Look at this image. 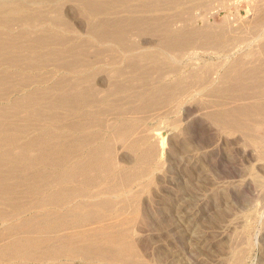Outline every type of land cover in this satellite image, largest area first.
<instances>
[{
  "label": "rangeland",
  "instance_id": "rangeland-1",
  "mask_svg": "<svg viewBox=\"0 0 264 264\" xmlns=\"http://www.w3.org/2000/svg\"><path fill=\"white\" fill-rule=\"evenodd\" d=\"M61 1H63V3ZM61 1L58 2V4L60 3L59 4L60 6L58 5L56 6L55 4H49V5L47 4L49 9L51 10H49L48 7H47L48 10L45 8L46 4H44L45 6L39 5V7L41 8H39L38 5L34 6L36 8H33L32 6L33 11L32 9L30 10V12H32L33 15L38 12V14L36 15L40 17L42 20V17L47 18L45 17L46 15L50 17L56 16V14L53 15L55 13L53 9H55V11L59 12L57 14H60L61 16L60 17L61 19H58V21L52 20V19L50 20L49 19L50 17L47 18L46 20L43 19V21L40 20L41 23H39L38 26L37 25L34 26L35 29L33 26L30 27L27 25L25 26L20 25L22 23L18 24L16 21H11V23L8 22L7 24H5L7 25V27L0 24L1 25L0 27L1 36L0 37L1 39H3L1 41H3L2 42L3 45L6 46L5 51L0 50V53L2 52V55L4 54L3 56L0 55V60H1L0 61V73L1 72L3 73V75L1 73L0 76L2 75L3 77L5 76L4 78H7V79H3L0 81V107H3V108L4 106L9 107V104L11 105L13 100L16 101V99L18 100V98L19 99L23 98L32 89L44 88L45 86L47 87V85H51L61 75L63 74L67 75L66 72H64L65 70H63L62 68L61 69L59 68L57 61L54 62L55 64L54 66L52 65L53 61L56 60V59L53 60L52 57L56 55V51L61 49L60 52H62L63 50H67L68 47H71L70 45L72 43H74L75 46L76 44L80 45L79 44L80 42L84 43L86 41L84 39L90 38L87 35L88 34L87 33L88 27L86 25L87 20H85V17H82L83 16L82 13H81L82 15L80 14L81 10L78 7H76L77 5L74 6L75 3L71 4L72 3L71 0L70 1L61 0ZM185 1L181 2L184 4V5L181 4V7L180 5L179 7L176 5H173V7L176 6L178 8L174 7L175 9L172 10L171 8L173 7H171L170 8L171 12H170V9L168 10L166 9L167 10L166 11L162 8L158 12H154V13L147 12L145 13L146 15L145 14L143 15L146 16L145 18H147V16L148 17L152 16L150 19L147 18L148 20H151L153 17H156L155 16L156 13H157V16H165L166 14L169 16L172 12L174 13V15H177L176 12L178 13L179 9L180 11L181 9L183 10V8L184 10H186V7L188 4L194 5L193 6L194 8L191 7L190 5V8H188V10H190L191 12L190 17L194 15V19H193L194 21H195L196 16L199 15L198 17L200 18L196 19L197 20L196 22L194 23L192 22V24H190L191 20H189L188 18L187 20L190 22H187V23L190 26H188V24L184 22L185 24L181 23L182 24L181 25L180 23H176L175 25L174 24L170 25L172 27L170 26L169 27L170 28L174 27V29H178V27L180 29H184L185 27H187L186 30H190L194 27L195 29L199 30L198 32H201L202 30L204 31L207 29L205 31L206 36L208 35V33L209 34L212 33L211 30L213 31V33L210 34L211 36L208 35L209 37L207 36L203 38V41L205 39V43H202V41L198 42L199 47L201 48H197L196 49L197 51L195 50L196 55L187 53L185 54V56L181 57L182 59L181 58L179 59L180 60L179 63L176 62L175 59L171 57L173 56L171 53H169L168 55L167 54L159 55L158 57H155L156 58L155 61H154L155 58H152L153 60H150L148 63H145L146 62L145 61L143 62V64H141L139 69H133L134 71L132 69L131 70L127 69L128 71L126 70V72H129V73L123 72L124 73V75L122 76L123 78L121 76L120 77L117 76V78L115 79V78H112V76H114V74L112 73L113 72L112 67H115V65L118 66L117 62H119L121 63L119 65L120 69H122L125 67L122 65L123 64L126 65L127 64L126 62L128 61V60L126 61V59L124 60L126 64L124 63V61H122L124 58L123 56H121L122 53H121L120 48L119 49L117 48L119 46H117V44H115L116 46L111 44L112 46L104 48L102 47L103 45L101 43L95 42L94 40L92 41V39H87V41L91 40L88 42L89 45L85 44L87 42H85L82 45L83 46L82 50L87 49V48L89 49V50L87 49L88 54L85 53L87 50H84L85 51L84 57H87L86 59H89V61L83 57L84 64H86L87 66L89 64V67L86 66L87 67L86 71L89 69L87 71V73L89 74L90 72H92L93 74V71L94 70L96 71V69L98 71V72L96 71L97 74L94 72L93 79H95V81L93 80L92 84L96 85L98 88L101 87V89L104 90L106 89L105 87L108 88L109 87L108 85H110L111 83L113 82L118 83L119 79H124L125 81L123 80V82L126 83V85L128 83L127 86H129V91L127 93L125 92L122 93V95L124 94L123 96L126 98V96L129 93V96L128 98L124 99L123 97L119 95L118 96L119 101L117 100L115 102L113 100H116L117 97H113L114 98L113 100L112 98L108 99L109 102L112 101L110 102L112 106L111 108H113V103L115 107L112 110H110L111 108L109 110L107 109L104 110L102 108L103 109L102 111H104L106 114L105 113L99 114L97 117L94 118V120L92 119L93 121L90 118L88 120L86 117V121L92 124L91 125L87 123V125L92 126V127L91 128L88 127V129H85L84 131L77 130L76 132L74 131V129L72 131V130H69V128H65L67 126L69 127L70 125L76 124V121L78 119L72 118L73 117L72 115L69 116V118L67 117L69 120L65 118L66 120H61L59 122L52 123L54 126L64 128L62 131L58 130L60 133L62 132L61 134L64 133L62 135L63 138L66 137V139L73 140V141H74V138L76 139L77 138L78 139L87 138L88 139V137L85 136L87 134V135H90L89 138L92 141L96 140L92 142L93 145H90V144H89L90 146L85 145V148H84L85 150L83 149V146L80 147V151H78L79 148L78 150H74L77 153L73 151L74 155L71 156L72 161L76 160V158L83 159L85 155L88 153V150L90 151V149L95 147L97 144L101 145L103 143L105 144L106 142H109L111 146V152H112V155L109 156V158L112 160L113 163L111 165L114 168L113 171L110 172L111 174L109 173L107 176H105L106 178L104 177V180L102 178L103 181L98 180L100 184H98L95 181L96 186L94 185V182H93V184H91L92 186L94 185L93 187L90 184H78L75 182L69 183L70 186L67 184L68 187L67 186L65 187L78 188V189L83 187L81 191L83 190V192L85 191V193L86 191H89L88 193L90 195L86 193L87 195H89L88 198H86L85 196H84L85 198L84 197H78V199L76 198L75 201L78 200L79 202H81V200L83 202H87L92 199L96 200V199L104 198V197L105 198L107 197L108 199L109 197L108 200L111 201V204H109L110 207L108 206L109 208L107 207L108 208L107 210H110L111 214L109 213V211L103 212L102 214H106V215H109L110 217H113V218H108V220L109 219L111 220L107 222L122 221V220L127 221L126 222L127 225L121 231L125 232L124 235H126V237L129 239V241L132 244L133 254L135 256L134 261L130 263H125V262H120L117 260H108V259L107 260H103V259L87 260V259H81L77 255L75 257H59L55 261L48 260V261L34 262L31 260L30 261L28 260V261H25L27 264H264V154H263L264 147L262 148V146L264 145V127H262L263 129L260 128L261 131L259 129L257 130L254 129L255 127H257L256 124L258 125L261 123L264 126V121L262 120V118L264 119V115L262 114L263 117L262 115H259L258 113L251 114V116L247 115V117L249 116L248 120L246 119L247 117L244 116L243 119H245L246 121L244 122V120L241 119V124L239 123L237 125L235 124L236 122H233V121H228L227 123L224 122L222 117H219L220 115L216 113L222 110L221 109L222 107L227 106L232 98L231 97L229 100L230 93H228V97H227V93H223L220 90L221 88H219L221 87V85H225L223 82V79H224L223 75H225L226 71H228L229 68L233 65L232 63L236 62L237 60V61H240L241 64L243 63L245 64V65L243 64L242 67H246V68L247 66L256 67V68L261 67L263 70L261 71L259 70V73L261 74L262 77H264V73H263L264 72V45H263L264 43L262 44V42H264V25L258 24V20L264 14V0H259L258 1L259 3L257 2V0H198V1L197 0H187L188 2H185ZM209 1L211 2L209 3ZM163 2L166 3L167 0L166 2L165 0L161 2L163 5L160 3V5H162V7L165 8L166 4H164ZM184 2L187 4H185ZM205 2L208 4L205 5ZM199 3H201L203 6L200 5V8L196 7L197 8L196 11L198 9L200 10L197 11L199 12V14L195 15L197 13L196 11H195L196 13L194 12L195 5ZM52 5L56 7H51ZM44 8L46 10L42 12ZM191 8H192V11H191ZM208 11H209V14H208ZM162 12H166V13L164 14ZM159 13H162V14L159 15ZM173 13L171 14V16L173 15ZM122 14L125 15L126 12L123 11L119 15L121 16ZM204 14L206 15L204 16ZM123 15L121 17H123ZM205 17L208 19H205ZM204 19L206 21H204ZM15 22L18 24V26L14 25ZM38 22L39 20L37 22L35 21V23H38ZM54 22L55 24L56 23H61V24L55 25ZM150 22L151 21L147 22L148 25L147 24L145 25L144 32L138 33L137 31L135 32V30H132L129 34L130 36L128 35L129 36L128 39L130 38L131 41L136 42L135 43L136 45H140V46L148 45V48L146 46L147 49H149L153 45H154L153 46L154 48L155 47L158 48L155 45H158V41L160 40V35H159L160 31L157 30V27L155 26L156 24L154 25L152 22H151L152 24ZM39 26L40 27L42 26L41 27L42 29L47 28L46 29L47 31L43 33L42 32L43 30L39 28ZM215 26L217 27V29H215L216 28ZM30 29L32 30V32H30ZM19 30H22V31H19ZM154 30H156V32H159V33L155 34L153 32ZM24 31L26 32L24 34L25 36L21 35ZM29 32L34 35L32 36ZM83 32L85 33V35ZM133 32H135V34ZM10 34L12 36V39H10L9 37ZM41 34L42 35L52 34L51 36L52 37L54 36L53 38L55 40L57 39V37L55 36L59 35L58 38L59 39L62 38V39H60L59 41L57 39L55 41L53 38H51V36L44 35V37L42 36L43 38L49 37L52 39V42L55 41L56 44L54 42L53 43L50 42V40L48 39L49 42L47 41L48 43L46 42L45 44L47 46L44 45L42 47L43 44L42 45L35 44L32 47L30 45L27 47L28 43L32 44L29 41L31 37H35V35L39 37L38 35L41 36ZM14 35H16V38L19 36V38L16 39ZM237 35L239 36L242 44L240 43V41L239 42L237 41V39L239 40ZM13 36L16 40L13 38ZM8 37L11 40V42L10 40H6L8 39ZM26 37L29 38L28 41ZM232 37L236 39L234 38L232 39ZM241 37L243 39H241ZM207 38L209 41L206 40ZM18 39L19 40L21 39L20 42L18 41ZM23 39L26 41H24ZM82 39L84 40V42ZM62 40H64V43H62L63 42ZM230 40L232 43L233 41L235 40L236 41L233 44H231ZM4 42L6 43L8 42V44L5 45ZM57 42L58 43L61 42V43L58 44ZM221 42L224 46H222V44L220 45ZM224 42L226 44H228L229 42V45H225ZM236 42L238 44H235ZM11 43L12 44L15 43L14 44L15 46L13 45L14 48L11 46L12 45ZM48 44L50 45L48 46ZM91 44L93 45V47H91L92 46ZM8 45L10 46V48H8L9 47ZM36 45H38L37 47L39 46L40 47L37 48ZM16 46H20V48ZM29 47L31 48L28 49ZM72 47L74 46L72 45ZM93 48H96L98 51L95 52L96 49H93ZM47 49H49V51L52 50V52H48ZM147 49L146 51L148 52ZM152 49L153 48L149 49V51L151 50L150 54H153L152 51H155L154 49L153 50ZM45 50L49 53V55L48 53H45L46 55L48 56H50V54L52 55L51 58L53 61H51V58L48 56H46V58H48L46 59L45 55L42 54L43 51L45 52ZM249 50H251L252 52ZM205 51H207V53ZM256 52H259V53H256ZM23 53L25 56L22 55ZM27 53L31 54L30 55L31 57H28L29 55ZM20 54L24 58L22 56H19ZM38 54L40 55L42 54L44 56L41 55L42 57L41 58L40 55L38 56ZM53 54L55 55L53 56ZM14 55L17 56L18 61H16V59H12ZM32 55L33 56L35 55L34 57L37 58V60L33 59L34 60L33 63H35V65L37 64V62L39 63L40 59H44L46 62V65L48 66L43 64L44 60H41L43 63L40 61L41 63L37 65L40 67L42 65L41 69L40 67H37V66L35 68L34 65L33 67L35 69H32L33 68L32 65L29 64V60L32 58ZM8 57H10V61L12 60L11 62L9 61ZM25 57L26 58L28 57L27 59L29 60L25 59ZM119 59L122 62H120ZM13 60L15 62H13ZM46 60L51 62L50 65H49V62H47ZM115 60L116 62H114ZM110 61H113L115 65L112 64V67L109 66L108 63ZM22 62L25 64L26 63L28 64L22 65ZM30 63L32 64V62ZM259 63L261 64V66ZM29 65H30V68H29ZM159 65L160 67L158 68ZM57 66L59 69L56 68ZM153 67H155V69ZM90 68L92 71H90ZM110 68L111 70H109ZM178 68H179V71H178ZM174 69L176 71H174ZM206 71L208 73H206ZM52 72L55 74H53ZM108 73H111V76H110L111 80H108L109 79L107 77ZM259 73H257L258 74L256 75L257 77H260ZM188 74L191 75V80L189 79L190 76L188 78ZM8 76H11V77H8ZM12 76L13 77L16 76V78L12 79ZM18 76H24L23 78H28V77L29 78L23 79L22 77L18 78ZM131 76L132 77L134 76L135 78L134 77L131 78ZM114 77H116V75ZM142 77L144 78V80ZM152 77L153 78L156 77L154 79L155 81L153 80ZM212 77H213V80H212ZM8 78L11 79L10 83L6 81V80H9ZM137 78L140 82L135 81L134 83V80H137ZM186 78L188 79L186 80ZM260 78L258 80H260L261 82L262 81L264 82V78H262L263 80ZM39 79L41 80L42 83L39 82ZM218 79L221 80L220 83ZM4 80L7 82L6 84ZM19 80L21 81L23 80L22 82L23 83L25 82V83L23 84ZM249 80L251 79H248L246 81L247 84L244 86L245 87L244 89H247L249 91L246 92V90L241 89L239 93L243 94V92L245 91L244 92L245 96L247 95L249 96L250 94H252L253 97L255 95L257 96L259 95L260 97L262 96L261 98L258 96V98L260 99H257V100H259L258 101L259 103L261 102L262 104H264V91H262L264 90V88H261L260 86H256L255 85L256 83L254 84L253 80H251L253 82L252 86L255 85L257 88L260 87L261 90L255 88L254 86L252 87L253 88L252 89L251 81L249 82ZM26 81L27 82L30 81L29 84H27ZM35 81H37L36 83L38 82L39 83L36 84ZM120 82L122 81L120 80ZM182 82H184V84H182ZM144 83L147 86H145ZM177 83H179L180 86ZM217 83L219 86L217 85ZM1 84H3L4 88L2 87ZM160 84L161 85L164 84L162 87L164 86L166 87L168 85L165 90V95H167L168 97L169 96H172V97L167 98V100L160 99L161 101L159 99H155L156 101L154 99L149 100V98L142 100V97H140V99L137 97L138 93L144 95L143 93L145 92L146 94V91H145L146 88L152 87L154 89V87L160 86ZM248 85H250L249 89H248L249 87ZM262 86L264 87V83L262 84ZM143 89H144V92H143ZM247 93H250V94H247ZM231 95L233 96V99L235 100L236 99L234 97L236 96L235 93L234 95L233 93ZM252 95L250 96V100L249 99L246 100L249 103L256 101L254 99L257 98V96H255V98L252 101L251 100ZM99 96H101V93L99 94ZM135 96L138 98V100L134 98ZM119 97L122 98V101L120 100ZM233 99L231 100V102L233 103H230L229 105L234 104L236 100L233 101ZM108 100L105 102H108ZM139 100H141L142 103ZM145 101L156 102L157 106L155 105L154 107H157V108L155 109L154 108H143L141 105H143V103H147ZM236 102H238V100ZM239 102L242 103L243 100L242 101L240 100ZM239 102L238 104H240ZM248 102H243V103L249 104ZM223 103L224 104L227 103V104L222 106ZM95 105L90 106L87 109L97 110L99 109V107L100 108L106 107V104L104 106V103H103V106L102 104H95ZM125 106L128 109V113L127 111H124L123 112L124 114L122 113L124 115L123 116L122 114L119 113L118 109L119 110L121 108L125 109ZM131 106L133 107V109H131ZM139 107H142V108H139ZM135 109L138 110V112ZM214 109L216 110L214 112L215 114H213L212 112L214 111ZM63 112H64L63 110L62 111L59 110L57 113H60L59 114L60 117L62 116L65 117L66 112H64V114ZM114 115L116 117H114ZM253 115H256V116H253ZM10 119L11 118L6 119V120H0V128L13 127L12 128L13 130L10 131V134H8V136H12L13 138H17L18 140H15V142L10 145L12 147L20 143L23 144L25 143V141L31 140L37 137L38 134L41 132L40 130V131H36V133H31V130H29V131H23V132L21 131L22 133L21 132L16 133L15 131L16 127L20 128L21 126H25L26 123L20 120L19 121L15 120L14 118H12L14 120L12 119L10 120ZM78 121H83V123L86 124V121L84 120H78ZM121 121H125V122L130 121L129 123H131V125L134 124L133 125V127L135 128L133 130L134 136L138 138L139 136H141L140 137L141 139L139 138V140L135 142L136 139L135 137L132 138L133 135L130 136V138L129 136H125V138L123 137L122 139L124 140L120 138H115L113 136L115 135V133L114 134L112 133L114 131L116 132V129L118 128L119 123ZM32 125L33 126L43 125V127L46 126L45 127L46 129L52 128L51 125H49V123H46V122L45 123L27 122L28 128L31 127ZM70 131L72 132L67 135V133ZM132 132L131 134H133ZM135 132H140L141 135ZM244 132H246L247 134ZM162 133H165L164 136H162ZM79 134L80 135L82 134V136L84 137L81 138V136H78ZM1 135L3 136V134ZM126 137H128L129 141L126 139ZM131 138L135 141H133ZM78 139L77 141H79ZM130 139L132 140V142H130L131 141ZM126 140L129 143L126 142ZM73 141H70V142H73ZM52 142L55 143L54 141ZM52 142H48V144L50 143L51 145L53 144ZM95 142L96 144H94ZM10 146H6L2 149L0 148V150H6L7 148L8 149L12 148ZM37 148L38 147H36V149ZM147 149L152 150V152L148 150L149 152H151L152 155H150V153L148 154V151H147L146 152L147 158H144L143 154H145L144 152ZM79 153L80 155H78ZM72 157H74V159ZM5 161H7L9 164H7V162H5L7 165L3 163V165L0 166L1 171H5L7 167L12 168L13 166L15 169H17V168H21L19 166H23L22 163H17V162L14 163L8 160H5ZM49 165L47 166H45V164L39 165V166L35 165L33 166L35 168L31 166V168L29 169L36 170V169H40L43 167L44 170L43 168L41 170L45 172L46 174L48 172L47 175L49 176L51 173H52L51 176L55 175L57 172L59 174L64 169V168L60 169V166H58L59 168L56 166L54 167L53 165H51L53 166V168H51V166L48 167ZM3 166H6V167H3ZM7 170L9 171V169ZM135 170L137 171V173L142 172V173H138L141 177H138L139 176L138 174H136L137 176L136 175L134 176V173H136ZM125 172L127 173L129 172V174L133 178H131L129 174L126 176L127 173ZM131 172L132 173L134 172V173L131 174ZM143 172H146V174ZM124 173H125L126 178L130 177L131 179L128 178L127 180L124 177ZM111 176L112 177L114 176L113 179ZM108 178H110V181ZM106 179H108V182ZM21 181L23 180H21L20 178H17V179L13 178L12 181H9V182L20 183ZM105 182L107 183L105 184ZM22 183H20L21 187L19 186L18 190L21 193L20 189L23 188L22 193L25 192L24 196L22 193L21 194L16 193L18 196L20 194V197H17L16 195L14 196L17 198H13L12 196H9V197L7 196L8 197L7 200L5 196L4 198L3 196L2 197L0 196L1 199L3 198V200L4 199L6 200V201H3L0 199L1 200L0 203L2 202L7 203V204L6 203L0 204V211L1 213L4 211L5 214L4 213L2 214L6 216L9 215L4 219H0V232L3 231L6 227H9L12 225H18L21 221L26 220V218L35 214L36 211L39 212L38 210L31 209V208L35 204L34 201L41 199V197L43 196L36 195V194L31 195L29 193H26L27 192L26 189H28L26 187H29V185L25 183H24L25 185L24 184L22 185ZM109 183L113 185V187ZM108 184L110 186H108ZM104 186H106L107 188L105 189V192L108 191L107 193H105L103 190L105 188ZM24 188L26 191L24 190ZM47 188L44 187L43 190L47 191ZM55 188L59 189L60 186L51 187L49 189L53 190ZM110 190L111 192H109ZM101 191H103V193ZM90 192L94 194L91 195ZM11 197L15 199L16 201L17 200L18 201L17 202H15V200L13 201ZM10 198L12 199L11 201L9 200ZM32 198L35 200L32 201ZM22 200H25V201L29 200V201L23 202ZM19 201L23 203H20ZM9 202L13 203V205L10 204ZM18 203L21 204L20 206H22V204L23 205L27 204V205H24L22 208L20 207V209L18 208L17 210H14L15 207L17 208V205L15 206V204H18ZM66 209H67V206H65L64 208H60V210L56 209L53 206L52 207L47 206L43 210H40V211L54 212L58 210L59 212L61 211L65 212ZM4 220H7L8 223L2 222ZM86 227L87 228H83V230L81 229L66 230L59 234L48 233V234H42V235L43 237L50 236L52 238H61L63 236H69V235L71 236L74 234H83L86 236H95L97 234L95 233V229H90L89 228L90 226H86ZM17 235H25V234H17ZM13 261L15 262V264L23 262L20 259L13 260ZM0 264H3V263L0 262Z\"/></svg>",
  "mask_w": 264,
  "mask_h": 264
},
{
  "label": "bare ground",
  "instance_id": "bare-ground-1",
  "mask_svg": "<svg viewBox=\"0 0 264 264\" xmlns=\"http://www.w3.org/2000/svg\"><path fill=\"white\" fill-rule=\"evenodd\" d=\"M60 1L61 0H0V24H2V25H4V26L7 27V25H5V24H7L8 22L11 23V21H16L18 24L19 23H22L20 25H24V26L25 25L30 26V27L31 26L34 27L36 25L38 26L39 23H41L40 22L41 18L36 15V14H38V12L36 14H34V15H36V16H34L32 14V12H30V10L32 9V11H33V8H36L34 6H37L38 5V7H39V5H44V4H46V6L44 5L46 9H47V7H48L49 4H55L56 6L57 5L60 6L59 5L60 3L58 4V2H60ZM65 1H68V0H65ZM71 1H72L71 4L75 3L74 6L77 5L76 7H78L81 10L80 11V14L82 13L83 14L82 17H85V20H87L86 21L87 22L86 25L88 27V32H87L88 34L87 35L90 38H87V37H85V38L92 39V41L94 40L95 42L101 43L103 45L102 47H104V48H107V47H110L112 45L117 44V46H119L117 48L118 49L120 48L121 53H122L121 56H123V58H124L122 61H124L125 59H126V61L128 60L126 62L127 64L124 61V63L126 65L123 64L122 66H125V67L122 68V69H120V66L119 65L121 63H119V62H117L118 63V66H116L115 63H113V61H110L108 63V65L111 66V67H112V64L115 65V67H112L113 68V72L112 73L114 74V76L116 75V77L112 76V78H115V79L117 78V76H119V77L121 76L122 77L124 75V73H129V72H126L127 69L128 70H131V69L132 70L133 69H139V67L141 66V64H143V62L146 61L145 63H148L150 60H153L152 58L158 57L159 55H166V54L168 55L169 53H171L173 55L171 57L173 59H175L176 62L179 63L180 62L179 59L181 57L185 56V54H187V53H191V54H195L196 55V51H197L196 49L197 48H201V47H199V43L198 42H201L202 41V43H205V39L203 41V38L204 37H207L208 35L211 36L210 34L213 33V31L211 30L212 33H210V34L208 33V35L206 36V32L205 31L207 29L204 30V31L202 30L201 32H198L199 30L195 29L194 27L192 29H190V30H186L187 27H185L184 29H180L178 26H177L178 29H174V27L173 28H170V27H172L170 25H173V24L175 25L176 23H180V24L182 23L183 24L184 22H186V23L187 22H190V21L187 20L188 18H189V20H191V23L190 24H192V22L193 23L196 22L197 21L196 19H199L200 18V17H198L199 16L198 15V16H196L195 21H194L193 20L194 19V15L192 17H190L191 16V14H190L191 12H190V10H188V8H190V5H191V7H193L194 5H192V4H188L187 5V7H186V10L187 11L184 10V8H183V10L181 9V11H182L181 12L180 9H179L178 10V13L176 12L177 15H174V13L172 12L173 13L172 16H171L172 13L169 16L167 14H166L167 16L166 15L165 16H157V13H156V15H155L156 17H153L151 20H148V19H150L152 16H150V17L147 16V18H148L147 19V18H145L146 16L143 15V14H145L147 12L148 13L149 12H151V13L158 12L162 8L164 10H166V9L168 10L171 7H173V5H176L178 7L180 5V7H181V4H183L181 2H183L185 0H167V2L165 0L166 3L163 2L164 4H166L165 5L166 6L165 8L162 7L163 4L161 3L163 0H161V1L160 0H71ZM258 1L259 0H257V2ZM61 2L63 3V1H61ZM185 2H188V1L186 0ZM190 2H192V1H190ZM210 2L211 1H209V3ZM160 3L162 5H160ZM201 3H203V2H201ZM201 3L195 5L194 12L197 9L196 7H199L200 8V5L203 6ZM185 4H187V3H185ZM206 4H208V3L205 2V5ZM32 6H33V8H32ZM56 6L52 5L51 7H56ZM176 6H174V7L175 8H178ZM174 7L171 8V9L172 10L175 9ZM39 8H41V7H39ZM45 8H44V10L41 9L42 12L46 10ZM48 9H49V7H48ZM171 9H170V12H171ZM207 9H208V7H207ZM35 10H37V9H35ZM49 10H51V9H49ZM60 10H61V8H60ZM198 10H200V9H198ZM53 11L55 13L54 14L52 13V14L53 15L56 14V16H51L50 17V16L46 15L45 17H47V18L50 17L49 18L50 20L52 19V20H57V21H58V19H61L60 18L61 17L60 14H57L59 12L58 11H55V9H53ZM121 11L122 12L123 11L126 12L125 15L122 14L123 17H121L122 15L121 16L119 15V14L122 13ZM191 11H192V8H191ZM119 12H121V13H119ZM162 13L165 14L166 12H162ZM162 13H159V15H161ZM197 14H199V12H197L195 15H197ZM208 14H209V11H208ZM150 15H152V14H150ZM202 15H203V13H202ZM205 15L206 14H204V16ZM153 16H154V14H153ZM206 17H205V19H208ZM47 18H43L42 17V20L41 21H43V19L46 20ZM205 19H204V21H206ZM38 20H39V22L38 23H35V21L37 22ZM62 20H60V21H62ZM57 21H55V22H57ZM149 21H151L154 25L156 24L155 26L157 27V30L160 31V33L159 32H156V30L153 31L155 34L156 33H159V35H160V40L158 41V45H155L158 48H156V47L154 48L153 47L154 45L153 46L151 45L152 47H150V48H153L155 50V51H152L153 54H150L151 53L150 52L151 50L149 51L150 48L147 49L148 48V45H145V46L136 45L135 44L136 42L131 41L130 38L128 39V37L130 36L129 34H130V32L132 30H135V32L137 31L138 33L139 32L140 33L141 32H144V27H145L146 24L148 25L147 22H149ZM16 22H15L14 25H17L18 26V24ZM55 22H54V24H55ZM52 24H53V22H52ZM58 24H61V23H56L55 25H58ZM222 24H224V23H222ZM258 24L264 25V14L258 20ZM62 25H64V24H62ZM65 25H67V24H65ZM188 26H190V25L188 24ZM0 27H1V25H0ZM41 27L39 26V28H41ZM196 27H197V25H196ZM212 27H214V26H212ZM224 27H225V25H224ZM34 29H35V27H34ZM46 29H42L43 30L42 32L43 33L46 32L47 31ZM215 29H217V27ZM231 30H233V29H231ZM19 31H22V30H19ZM209 31H210V29H209ZM209 31H207V32H209ZM30 32H32L31 29H30ZM48 32H50V31H48ZM135 32H133V33L135 34ZM153 32H152V34H153ZM25 33L26 32L24 31L21 35H24ZM226 33H227V31H226ZM145 34H144V36H145ZM31 35L33 36L34 34H31ZM44 35L45 34H43V35L41 34V36L38 35L39 37H37V35H35V37H31L29 41L32 44H29L28 43L27 47L29 45L32 47L35 44H39V45H42L43 44L42 45V47H43L46 44V42L48 41V39L50 40V42H52V39L51 38L54 37V36L53 37L51 36L52 34L51 35H47L46 34L47 36H51V38H49V37L43 38ZM84 35H85V33H84ZM6 36H8V35H6ZM14 36L16 38V35H14ZM14 36H13V38H14ZM58 36H55V37H57V39L59 41L62 38L59 39ZM3 37H5V36H3ZM9 37H10V39H12L11 34L9 35ZM9 37L6 40H10ZM213 37H214V35H213ZM17 38H19V36ZM20 38H22V37H20ZM26 38H27V41H28L29 38L28 37H26ZM233 38L234 37H232V39ZM238 38H239V36H238ZM87 39H84V40H86L85 42H87V43H85L84 40H83V42L85 44L89 45L88 42L91 41V40H88L87 41ZM234 39H236V38H234ZM241 39H243V38L241 37ZM1 40H3V39H1V37H0V41ZM20 40L18 39L19 42H20ZM206 40H208V38ZM24 41H26V40H24ZM55 41H53V42L55 43ZM62 41H63L62 43H64V40H62ZM65 41H66V39H65ZM235 41H233V43ZM237 41L239 42L240 41V38H239V40L237 39ZM244 41H245V39H244ZM2 42L3 41H1V43H0V50L1 51H5V47L6 46H4ZM10 42H11V40H10ZM222 42L220 43V45L222 44ZM225 42H224L225 45H229V42H228V44H226ZM52 43H50V44H52ZM60 43L61 42H59L58 44H60ZM81 43L82 42L79 43L80 45H78V44L75 43L76 46L74 45V43H72L70 45L71 47H68L67 50H63L62 52H60L61 49L58 50V51H56V55L53 54V56L55 55L54 56L55 58L52 57L53 60L56 59L54 61L51 58V56H52L51 54H50V56H48L49 55L48 52H52V50L49 51V49H47L48 52L46 50H45V52L43 51L42 54L45 55V58H46V56L50 57L51 58V61H53V64H52L53 66L55 65L54 62L57 61V64H58L59 68L60 69L62 68L63 70H65L64 72H66L67 75H64V74L61 75L60 77H58L57 80L55 79L56 81H54L51 85H47V87L45 86L44 88H34V89H32L23 98H20V99L18 98V100L16 99V101L13 100V102L11 103V105L9 104V107H6V106H4V108L3 107H0V120H6V119H9V118H11V119L14 118L15 120H18V121L20 120V121H23V122L26 123L25 126H21V127L19 126L20 128L16 127V129L18 130L17 131L15 129L16 133L17 132L20 133L21 131L22 132L23 131H29V130H31V133H36V131H40L41 130V132L38 134V136L36 135L37 137L34 136L35 138H33L31 140H27L23 144L20 143L18 145H14V147H12L10 145L13 144L15 142V140H18L17 138H13L12 136H8V134H10V131L13 130L12 129L13 127H10V128H4V127H2V128H0V135L3 134V136L1 135V137H0V148L2 149L4 147H6V146L12 147V148H9V149L7 148L6 150H0V166H2L3 163L7 162L5 160H8V161H11V162H14V163L17 162V163H22L23 164V166H19L21 168H17L16 167L17 169H15L11 165L12 168L10 167L11 168L10 169L9 167H7V169H9V171L6 169L7 170V171L5 170L6 172L0 170V196L1 197L3 196V198L5 196L6 197V200H7V198L9 196H12L13 198L20 197V194L22 193V191H23L22 189L23 188L20 189L21 190V193H20V191L18 190V187L19 186L21 187V184L20 183H22L23 181L24 182L22 183V185L24 183L27 184V185H29V187H26V188H28V189H26L27 190L26 193H29L31 195L32 194H36V195L43 196V197H41V199L34 201L35 204H34L33 207L31 206L32 207L31 209L38 210L39 212L36 211L35 214H33L30 217L26 218V220L21 221L18 225H12V226L6 227L3 231L0 232V262H2L3 264H15V262L13 260H17V259H20L23 262L16 263V264H27L25 261H28V260L29 261L31 260V261H34V262L48 261V260L55 261L59 257H75L77 255H78L79 258H81V259H87V260H89V259H103V260H107L108 259V260H117V261L125 262V263H130V262H133L134 261L135 256L133 254L132 244L129 241V239L126 237V235H124L125 232H122L121 231L127 225V223H126L127 221L122 220V221L107 222V221H110L111 220V219L108 220V218H113V217H110L109 215H106V214H102L103 212H106V211H109V213H110V210H107L110 207L109 204H111V201L108 200L109 197H108V199H107V197L106 198L104 197V198H99V199H96V200L92 199V200L87 201V202H83L82 200H81V202H79L78 200L75 201L76 198L78 199V197H84V196L86 198H88L89 195H90L88 193L89 191H86V193L89 194V195H87L85 193V191L84 192H83V190L81 191V189L83 187L80 188V189H78V188H67L68 187L67 184L70 186L69 183H73V182L78 183V184H90V185L93 184V182H94V185H95L96 184L95 181H96L98 184H100L99 181H101L102 178L104 180V177L107 176L114 169L112 167V165H111L113 162L109 158V156L112 155L111 146H110L109 142H106L105 144L103 143L101 145L97 144L95 147L91 148L90 151L88 150V153L86 155L84 154L85 157L83 159H78V158H76L77 157L76 156L75 157L76 160L72 161L71 156H73L74 155V152H76L74 150H78V148H79L78 151H80V147L83 146V149H84L85 148V145H89V144L90 145H93L92 142L93 141H96V140H93L92 141L89 138L90 135H87V134L86 135L84 134V135L87 136L88 139L87 138H83L84 137V136H82L83 133L81 135L80 134L78 135V136H81V138H83V139H78L77 138L79 141H77L76 138H74V141L73 140L66 139V137H65L66 135L64 136L65 138H63L62 135L64 133L61 134L62 132L60 133L58 130L62 131L64 128H62V127L60 128L58 126H54L52 123L59 122L61 120H66L65 118H67V117L69 118V116H71V115L73 116L72 118H74V119L77 118L78 120H84V121H86V117H87L88 120H89V118L91 120L92 119L94 120V118L97 117L99 114L105 113L104 111H102L103 109L104 110L105 109L109 110L112 107L111 106V103H110L112 101L109 102L108 99H111L112 98V100H113L114 99L113 97H117L116 100H113L115 102V101L118 100V96L119 95L121 97H123L124 99L128 98V96H129V93H128V95L126 94L127 95L126 98L123 96L124 94L122 95V93H124V92L127 93L129 91V86H127L128 83L126 85V83L123 82L124 79H119L118 80V83H114L113 81H111L113 83H111L110 85H108L109 86L108 88L105 87L106 89H104V90L101 89V87L98 88L96 85L92 84L93 83L92 81L93 80L95 81V79H93L94 72L97 74L98 71L96 69L97 72L94 70L93 71V74H92V72H90V74L87 73V71L89 69L87 71H86V69H87V67H89V64H88V66L86 64H84V60L83 59L84 58L85 59L87 58V57H84L85 56V54H84L85 51L84 50H87L88 48L82 50L83 49L82 48L83 47L82 45L84 43H82V44ZM230 43L233 44L231 42V40H230ZM240 43H241V41H240ZM263 43L264 42H262V44ZM4 44L6 45V44H8V42L7 43L4 42ZM11 44H9V45H11ZM14 44L15 43H13L11 46L13 47ZM18 44H20V43H18ZM18 44H16V45H18ZM50 44H48V46ZM235 44H238V43L236 42ZM72 45L74 47H72ZM87 45H86V47H87ZM3 46H4V48H3ZM37 46L38 45H36V47ZM45 46H47V45H45ZM146 46H147V48H146ZM222 46H224V45L222 44ZM16 47H19L20 48V46H16ZM31 47H29L28 49H30ZM36 47H34V48H36ZM39 47H37V48H39ZM88 47H90V46H88ZM91 47H93V45ZM8 48H10V46ZM34 48H32V49H34ZM2 49H4V50H2ZM93 49H96V48H93ZM146 49L148 50L149 53L146 51ZM34 50H36V49H34ZM56 50H57V48H56ZM88 50L85 53H87ZM54 51H55V49H54ZM96 51H98V50L96 49L95 52ZM249 51H251V50H249ZM31 52H33V51H31ZM205 52L207 53V51H205ZM45 53H48V55H46ZM53 53H55V52H53ZM256 53H259V52H256ZM27 54L29 55L28 57H31L30 56L31 54H29V53H27ZM0 55H2V52L0 53ZM22 55L25 56L24 53ZM22 55L20 54L19 56H22ZM39 55L40 54H38V56ZM41 55H40V57H41ZM44 55H42V56H44ZM17 56L14 55V57L12 56L13 58L12 57L11 58L12 59H16V61H18ZM34 56L32 55V58L30 59L31 61L29 59H27L28 57L27 58L25 57V59L29 60V64L32 65V67L34 65L35 68H36V66L39 65L42 62L41 60H44V59H40L41 62L38 60L39 63L37 62V64L35 65V63H33V61H34L33 59H36L37 60V58H35ZM8 58H9V61H10V57H8ZM242 58H241V60H242ZM1 59H3V58H1ZM46 59H48V58H46ZM120 59H121V57H120ZM120 59H119V61L122 62ZM258 59H257V61H258ZM86 60L89 61V59H86ZM86 60H85V62H86ZM116 60H118V59H116ZM116 60L114 62H116ZM155 60H156V58L154 59V61ZM24 61H26V60H24ZM88 61H87V63H88ZM13 62H15V61L13 60ZM30 62H32V64ZM43 62L42 63L44 65H46L45 60ZM47 62H49V61H47ZM50 63L51 62H49V65H50ZM248 63H249V61H248ZM23 64H25V63L22 62V65ZM27 64L28 63H26L25 65H27ZM92 64H94V63H92ZM232 64L233 65L229 68L228 71H226L225 75H223L224 76V79L223 78L222 79H223V82H224L225 85H221V87H219V88H221L220 90L223 93H227V97H228V93H230L229 94L230 95L229 96V100H230L231 97H232L231 100L233 99V96L231 94L233 93V95H234V93H235L236 96H234V97L236 98L235 99L236 101L238 100V102H239L240 100L241 101L243 100V102H248L246 100L247 99L250 100V96L252 94L247 93V94H250V95L249 96L248 95L245 96L244 95V92L245 91L243 92V94H241L239 92L241 91V89L242 90H246V92L249 91L247 89H244L245 88L244 86L247 84L246 81L248 79L253 80L254 84L256 83L255 84L256 86H260L261 88H264L262 86V84L264 82L263 81L261 82L260 80H258L260 77H261L260 79L264 78L259 73V70L261 71L263 69L261 67H260L261 69L259 67L256 68V67H250V66H249L250 68L248 66H247V68L246 67H242L244 63L241 64V62L240 61H237V60H236V62H234ZM257 64H256V66H257ZM30 65H29V68H30ZM46 66H48V65H46ZM58 66L56 68H58ZM260 66H261V64H260ZM37 67H40V66H37ZM41 67H42V65H41ZM41 67H40V69H41ZM159 67H160V65L158 66V68ZM35 68L33 67L32 69H35ZM54 68H53V70H54ZM153 68L155 69V67H153ZM182 68H183V66H182ZM146 69H148V68H146ZM175 69H174V71H176ZM109 70H111V68ZM90 71H92L91 68H90ZM178 71H179V68H178ZM155 72H157V71H155ZM196 73H198V72H196ZM206 73H208V72L206 71ZM257 73L260 74L259 75L260 77H257L256 76V75H258ZM53 74H55V73H53ZM189 74H188V78L190 76L189 79L191 80V75H189ZM2 75H3V73H2ZM2 75L0 76V81L3 80V79H7V78H4L5 76L3 77ZM108 75H107V77L109 78L108 80H111V78H110L111 73H108ZM129 76H130V74H129ZM152 76H153V74H152ZM193 76H192V78H193ZM8 77H11V76H8ZM19 77H22L23 78L24 76H18V78ZM26 77H28V76H26ZM133 77L131 76V78H133ZM144 77H146V76H144ZM14 78H16V76L15 77L12 76V79H14ZM28 78H23V79H28ZM51 78H52V76H51ZM147 78H149V77H147ZM152 78H150V79H152ZM155 78H153V80ZM188 78H186V80ZM8 79L9 80H6V81L8 83H10V80L11 79L10 78H8ZM120 80L122 82H120ZM143 80H144V78H143ZM212 80H213V77H212ZM251 80H249V82ZM6 81H5V84L7 83ZM19 81H21V80H19ZM135 81L136 82L139 81L138 78H137V80H134V83H135ZM220 81L221 80H219V83H220ZM29 82L30 81H28V82L26 81L27 84H29ZM36 82L37 81H35V83ZM39 82L42 83L40 79H39ZM128 82H130V81H128ZM156 82H157V80H156ZM253 82L251 81V88L253 86L255 88H257L255 85L252 86V83ZM38 83H36V84H38ZM173 83H175V82H173ZM170 84H172V83H170ZM177 84L179 85V83H177ZM182 84H184V82H182ZM248 84H250V83H248ZM1 85L3 87V84H1ZM106 85H104V86H106ZM150 85H152V84H150ZM163 85L160 84L161 87L160 86H157V87H154L153 86L154 89L152 87L151 88L150 87L146 88V90H145L146 91V94H145L144 89H143V92H144L143 94L144 95L138 93L137 94L138 95L137 97L139 99H140V97H142V100H144L146 98H149V100H151V99H154V100L155 99H159V100L160 99H164V100L166 99L167 100V98H170L172 96H169L168 97L167 95H165V90H166V87L168 85L166 87L164 86L165 89H164V87H162ZM217 85H218V83H217ZM138 86H139V84H138ZM145 86H147V85L145 84ZM248 86H249L248 87V89H249L250 88V85H248ZM130 87H131V85H130ZM210 87H211V85H210ZM260 87H258L257 89L261 90ZM168 89H170V88H168ZM141 91H142V89H141ZM217 91H218V89H217ZM262 91H264V90H262ZM100 93H101V96H99ZM169 93H167V94H169ZM176 96H177V94H176ZM255 96H257V95H255ZM255 96L253 97V95H252V97H251V100L252 101L255 98ZM258 96H257V98L254 99L256 101L250 102L251 104L249 102H248L249 104H246V103H243V102L242 103L239 102L240 104H238V102H236L233 99V101H235L234 104L229 105L230 103H233L230 100L229 104L227 106H224L225 104L228 103V101H227V103H225V104L223 103V105L221 104L224 107H222V108L220 107L222 110H220V111H218L216 113H218V115H220L219 117H222V119L224 120V122L227 123L228 121H233V122H236L235 124H237V125L239 123L241 124V119H243L244 116L247 117V115L251 116V114H257V113L259 115H262V114L264 115V104H262L261 102L259 103L258 102L259 100H257V99H260L262 96L261 97L259 96L260 98H258ZM137 97L135 96L134 98H136L138 100ZM107 100H108L109 103L108 102H105ZM120 100L122 101V98H120ZM127 101H128V99H127ZM139 101L142 103L141 100H139ZM147 101H145V102H147ZM222 101H224V100H222ZM103 103H104V106L106 104V107L105 108L104 107H101L100 108L97 105L99 107V109H97V110L96 109L95 110H93V109L92 110L87 109L88 107L93 106L95 104H102V106H103ZM158 104H159V102H158ZM160 104H162V103H160ZM155 105L157 106V103L152 101V102L143 103V105H141V106L143 108H154L155 109V108H157V107H154ZM217 106H219V105H217ZM114 107H115V105L113 103V108ZM136 107H138V106H136ZM142 107H139V108H142ZM95 108H97V107H95ZM113 108H111L110 110H112ZM116 108H118V107H116ZM125 109L124 108H121L120 110L118 109V111H119L120 114H122L124 111H127V113H128V109L126 108V106H125ZM131 109H133L132 106H131ZM59 110H61V111L63 110L64 112H66L65 113V117H63V116H62L63 118L60 117V115H59L60 113H57ZM115 110H117V109H115ZM140 110H139V112H140ZM218 110H219V108H218ZM136 111L138 112V110H136ZM215 111H216L215 109H214V111H212L213 114H215L214 113ZM64 112H63V114H64ZM106 112H108V111H106ZM263 115H262V117H263ZM253 116H256V115H253ZM114 117H116V116L114 115ZM119 117H120V115H119ZM248 117L246 118L247 120L249 119ZM14 119H12V120H14ZM259 119H261V118H259ZM78 120L77 121L74 120V121H76V124L70 125L69 127L67 126L65 128H69V130H72V131L74 129V131L77 132V130L84 131L85 129H88V127L89 128L92 127V126H88L87 125V123H88L87 121H86V124H85V123H83V121H78ZM243 120H244V122L246 121L245 119H243ZM262 120L264 121L263 118H262ZM130 121H128V122L127 121L126 122L125 121H121L119 123L118 128L115 127V128H117L116 129V132L114 131L112 133V134L115 133L116 136L115 135H113V136L115 138L122 139L123 137L125 138V136H129V138H130V136L133 135L132 138L135 137L136 141L133 140L132 138L131 139L133 141L137 142L141 136H139V138L136 137V136H134V131H133L135 129L133 127L134 124L131 125V123H129ZM27 122H38V123L39 122L40 123H45L46 122V123H49V125H51L52 128H47L46 129L45 128L46 127L45 125H44L45 127H43V125H41V126L40 125H37V126H33L32 125L31 127L28 128ZM252 123H254V122H252ZM88 124H91V123H88ZM93 124H94V122H93ZM247 124H246V126H247ZM254 124H256V123H254ZM20 125H22V124H20ZM253 126H255V125H253ZM256 126L257 127L254 128L256 130L257 129L260 130V128L263 129L262 127H264L261 123L258 124V125L256 124ZM97 128H98V126H97ZM247 128H248V126H247ZM241 129H243V128H241ZM72 131L68 132L67 135L69 133H71ZM131 132L133 134H131ZM143 132H144V130H143ZM254 132H255V130H254ZM135 133H139L140 134V132H135ZM244 133H246V132H244ZM128 134H130V135H128ZM95 135H96V133H95ZM69 136H71V135H69ZM126 139L129 141L128 137H126ZM122 140H124V139H122ZM127 140H126V142H128ZM132 140L130 142H132ZM52 141H54L55 143H53ZM70 141H73V142H70ZM48 142H52L53 144L50 145V143L48 144ZM94 144H96V142ZM125 145H126V143H125ZM36 147H38V148L36 149ZM263 147H264V145L262 146V148ZM148 150H150V149H147L145 152L143 151L145 153V154H143L144 155V158H147L146 157V154H147L146 152ZM150 151L152 152V150H150ZM151 152L148 151V154L150 153V155H152ZM80 153L78 155H80ZM72 158L74 159V157H72ZM146 160H144V161H146ZM7 164H9V163L7 162ZM43 164H45V166H47V165L50 164L48 167H50L51 165H53L54 167L55 166L56 167L60 166V169L61 168H64V169L61 171V173L58 174V172H57L53 176H51L52 173L49 176V175H47L48 172H47V174L45 172H43L41 170L43 167L40 168V169H36V170H30L29 169V168H31V166L33 167L35 165H38L39 166V165H43ZM53 166H51V168H53ZM3 167H6V166H3ZM33 168H35V167H33ZM43 170H44V168H43ZM125 173H127V172H125ZM125 173H124V177H125ZM133 173L131 172V174H133ZM138 173H142V172H138ZM138 173L136 171V173H134V176L136 174H138ZM143 173L146 174V172H143ZM128 174H129V172L126 174V176ZM129 176H131V175L129 174ZM113 177H112V179H113ZM138 177H141V176L139 175ZM13 178H16V179L17 178H20L23 181H21L20 183H18L19 180H18L17 183H14L15 181L14 182H9V181H12ZM128 178L131 179L133 177L131 176V178L130 177H128ZM128 178H126V179L128 180ZM108 179L110 181V178H108ZM108 179H106L107 182H108ZM134 179H135V177H134ZM107 182H105V184ZM111 182H113V181H111ZM109 184H108V186L111 185V184L110 185ZM55 186H60V188L59 189H56L55 188L53 190L52 189H49V188L55 187ZM65 186H67V187H65ZM100 186H102V185H100ZM111 186L113 187V185H111ZM44 187H46V188L48 187L47 188V191L43 190ZM86 187H87V185H86ZM104 187L105 188L103 190L105 192V189H107V188H106V186H104ZM111 188H109V189H111ZM24 190H25V188H24ZM101 192L103 193V191H101ZM107 192L108 191H106L105 193H107ZM109 192H111V190ZM16 193H20L19 196ZM90 193H91V195L94 194L92 192H90ZM22 194L24 196L25 192H23ZM14 195H16L17 197H15ZM1 197H0V199H1ZM21 197H22V195H21ZM3 198L1 200H3ZM11 198L9 199L10 201L13 199V198L12 199ZM6 200L4 199L3 201H6ZM14 200L15 199H13V201ZM29 200H26V201L25 200H22V201L23 202H27ZM33 200H35V199L32 198V201ZM17 201L15 200V202H17ZM20 201H21V199H20ZM23 202H20V203H23ZM3 203H6V202H2L0 204H3ZM10 204L13 205V203H10ZM18 204H15V206L17 205V208L15 206H13V207H15L14 210H17L18 208L20 209V207L22 208L24 205H27V204H24V205L22 204V206H20L21 204H19V205ZM28 204H30V203H28ZM47 206H50V207L53 206V207H55L56 209H59V210H60V208H64L65 206H67V209H66L65 212H63V211L59 212L58 210L57 211H54V212H52V211L51 212L50 211L49 212L40 211V210H43ZM111 211H112V209H111ZM2 213H4V211ZM2 213L0 211V219H4L7 216H9V215L6 216V215H4L5 213L4 214H2ZM2 222L8 223L7 220H4ZM92 225H94V226H92ZM86 226H90L89 227L90 229H95V233H97L98 235L96 234L97 236L96 235L95 236H86V235H83V234H74V235H71V236L70 235L69 236H63L61 238H52L50 236H44L43 237V235H42V234H48V233H50V234H59V233H62L63 231H66V230H76V229L83 230V228H87ZM17 234H25V235H17Z\"/></svg>",
  "mask_w": 264,
  "mask_h": 264
},
{
  "label": "water",
  "instance_id": "water-1",
  "mask_svg": "<svg viewBox=\"0 0 264 264\" xmlns=\"http://www.w3.org/2000/svg\"><path fill=\"white\" fill-rule=\"evenodd\" d=\"M165 133H162V136H164Z\"/></svg>",
  "mask_w": 264,
  "mask_h": 264
}]
</instances>
